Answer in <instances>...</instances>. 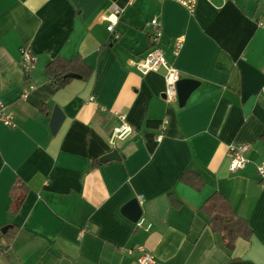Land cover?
Here are the masks:
<instances>
[{"label":"crops","instance_id":"0c3cea01","mask_svg":"<svg viewBox=\"0 0 264 264\" xmlns=\"http://www.w3.org/2000/svg\"><path fill=\"white\" fill-rule=\"evenodd\" d=\"M114 5L119 39L102 18ZM155 17L167 61L197 81L183 101L166 99L164 69L137 66ZM55 58L92 72L56 90ZM0 100L15 123L0 119V264H140V245L155 264H264L262 0H198L193 13L175 0H0ZM122 114L133 132L111 143ZM233 143L250 146L235 172ZM216 192L251 229L233 248L209 222Z\"/></svg>","mask_w":264,"mask_h":264},{"label":"built area","instance_id":"2783aa9c","mask_svg":"<svg viewBox=\"0 0 264 264\" xmlns=\"http://www.w3.org/2000/svg\"><path fill=\"white\" fill-rule=\"evenodd\" d=\"M184 7H186L191 13L195 11L198 0H175ZM264 2V0H262ZM123 9L119 6H112L111 11L107 14H103L102 18L108 20L107 29L111 33V36L114 39L120 38V33L116 31V24L119 21ZM148 24L151 27V30L148 32L149 40L151 42V48L147 54L141 58L137 63L138 68L143 73H148L150 71H158L164 69L165 71V96L167 100H173L178 97L177 83L181 79V73L179 69L170 64L165 55L163 48L161 46L162 39V27L158 18H153ZM184 39L180 38L176 41L175 53L177 54L181 47L183 46ZM37 57L32 52L29 47L22 46L20 48V62L22 63L26 73H30L31 70L35 67ZM27 90L23 92V96H26ZM0 119L9 126H14V120L12 115L6 111L5 104L0 100ZM167 120L164 121L162 129H165ZM133 132L132 126L128 123L125 118V115L120 116L119 124L113 129V132L110 137L111 143H114L118 139H125L128 135ZM163 137V134L160 133L157 135L156 140L160 141ZM248 143H233L229 146V154L231 156L230 170L235 172L238 169L242 168L247 159L244 153L249 149ZM258 171L261 175H264V164L259 165ZM138 225L144 226L147 229L152 227V223L147 220L144 215H141L138 219ZM137 250L141 253L137 261L140 264H155V256L147 250L144 245L137 247Z\"/></svg>","mask_w":264,"mask_h":264},{"label":"trees","instance_id":"16d2710c","mask_svg":"<svg viewBox=\"0 0 264 264\" xmlns=\"http://www.w3.org/2000/svg\"><path fill=\"white\" fill-rule=\"evenodd\" d=\"M47 71L49 73L51 85L56 90H59L71 80V77L67 76L69 72L80 73L83 75V78H88L92 72V68L78 58L71 60L55 58L48 63ZM98 162L99 161H95L93 164L95 165ZM184 176H182V178ZM184 179L189 180V177L185 176ZM199 179L200 176H192V181L190 182L198 189L201 188ZM20 188L22 189V185H19V181H16L11 189L13 203L11 204L10 209L13 213L18 211L23 202L24 192L18 191ZM207 205L212 207L209 222L215 232L221 233L223 241L227 247L233 248L238 237L249 236L251 229L249 228L247 220L236 214L231 203L222 193H214L208 199Z\"/></svg>","mask_w":264,"mask_h":264},{"label":"water","instance_id":"95a60500","mask_svg":"<svg viewBox=\"0 0 264 264\" xmlns=\"http://www.w3.org/2000/svg\"><path fill=\"white\" fill-rule=\"evenodd\" d=\"M67 76L70 77H79V75L75 73H68ZM197 85V81L195 80H190V79H180L177 83V91H178V97L180 101H183L187 98L190 90H192L195 86ZM118 156V152L114 150L112 153L108 154L107 157H114ZM131 208L138 210V213L140 214L139 217L141 216V209L138 205V201L135 200L131 203ZM61 264H69V260L64 258L62 259Z\"/></svg>","mask_w":264,"mask_h":264}]
</instances>
